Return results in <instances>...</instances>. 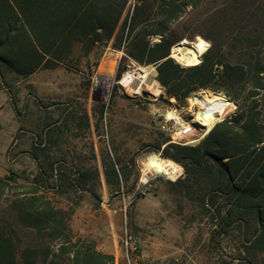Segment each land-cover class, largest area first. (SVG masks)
<instances>
[{"label": "trees", "instance_id": "obj_1", "mask_svg": "<svg viewBox=\"0 0 264 264\" xmlns=\"http://www.w3.org/2000/svg\"><path fill=\"white\" fill-rule=\"evenodd\" d=\"M204 2L0 0V82L9 89V81L30 78L41 70L69 68V64L90 69L91 57L111 45L123 53L119 76L131 62L155 66L156 80L164 91L161 99H174L179 107H185L201 90L224 93L238 104V111L216 124L198 145L174 144L164 132H158L147 147L161 151L164 158L184 169V179L174 185H181L211 218L215 233L227 235L229 229L243 232L246 252L256 256L264 253V127L258 98L264 91V64L260 60L225 62L220 58L223 50L217 53L214 46L197 66L184 67L171 58L180 42L189 40L174 36L175 25ZM239 88H245L250 104H241L236 94ZM13 108L17 112L16 104ZM106 112L103 105L94 114L96 129ZM72 119L75 130L91 131L92 121L86 112L79 120ZM48 151H54L55 159L45 154ZM112 151L116 154L113 146L101 158L106 184L115 193L142 194L125 190L136 160L124 161ZM26 153L38 165V173L19 185L23 192L11 206L20 226L43 243L19 250L18 232L0 220V264H116L115 257L98 251L93 240L74 234L70 223L79 202L67 200L68 206H64L56 201L59 196L95 186L101 178L99 169L77 164L50 132ZM20 177L14 172L0 177V196L13 189ZM137 179L138 174L134 185Z\"/></svg>", "mask_w": 264, "mask_h": 264}, {"label": "rangeland", "instance_id": "obj_2", "mask_svg": "<svg viewBox=\"0 0 264 264\" xmlns=\"http://www.w3.org/2000/svg\"><path fill=\"white\" fill-rule=\"evenodd\" d=\"M173 34L187 36L190 42L202 39L217 53L223 50L220 58L225 62L260 60L264 64V0H205L202 7L175 25ZM122 57V52L108 45L91 57L90 69L69 64V68L41 70L30 78L9 81V89L0 82V177L11 172L21 176L13 189L0 196V220L18 232L19 250L28 244L38 247L43 243L35 233L20 226L11 205L23 192L19 185L38 173V165L26 152L50 132L77 164L99 169L100 182L91 186L90 192L59 196L56 201L64 206H68L67 200L79 202L70 223L74 234L93 240L98 251L115 257L116 264H264V253L252 256L246 252L243 232L229 229L227 235L215 233L216 224L211 218L182 191L181 185H174L184 176L176 181L159 175L142 180L144 165L150 158L177 164L164 158L161 151L147 147L154 143L158 132L163 133L161 128L169 114H175L177 119L173 120L182 125L202 126L203 131L186 139L188 146H195L208 132L198 121L199 107L192 104L194 96L220 95L231 101L236 107L223 120L237 113L238 104L222 92L201 90L185 107H179L174 99H161L164 91L156 80L157 73L156 92L143 81L126 88L122 84L124 75L157 70L155 66L131 62L119 76ZM99 78L110 80L108 91L97 88ZM144 93L149 97H143ZM236 94L241 104L252 102L245 88H239ZM258 98L264 127V91ZM103 105L107 112L96 129L94 114ZM85 112L92 121L90 132L75 130L73 123V117L79 120ZM112 146L116 158L136 160V170L132 169L125 190H143V194L126 196L112 192L106 184L101 158ZM45 154L56 157L54 151Z\"/></svg>", "mask_w": 264, "mask_h": 264}, {"label": "bare ground", "instance_id": "obj_3", "mask_svg": "<svg viewBox=\"0 0 264 264\" xmlns=\"http://www.w3.org/2000/svg\"><path fill=\"white\" fill-rule=\"evenodd\" d=\"M209 50V44L199 39L196 42H190L183 40V42L174 49L171 54V58L175 59L179 64H183L186 67L197 66L202 62V55ZM157 72L152 70L145 74L132 73L130 75H124L122 84L124 87L134 86L138 82H144L148 88H152V92H156V82L154 76ZM108 78H99L97 88L99 90H109ZM106 93V92H105ZM194 106L199 107V113L197 114L198 121L206 128V132H210L213 126L221 122L223 118L234 108V104L220 95H196L192 98ZM169 120L177 119L175 114H169ZM181 170V167L168 161L159 158H150V161L144 165L142 180L146 181L147 178H151L154 175L162 177H168L174 179L175 175Z\"/></svg>", "mask_w": 264, "mask_h": 264}, {"label": "built area", "instance_id": "obj_4", "mask_svg": "<svg viewBox=\"0 0 264 264\" xmlns=\"http://www.w3.org/2000/svg\"><path fill=\"white\" fill-rule=\"evenodd\" d=\"M236 107V106H235ZM199 124V123H198ZM162 131L165 132L169 137H171V143L181 144V145H189V141L186 139L194 132L203 131L202 126L199 124L198 126L194 124H184L177 122L176 120L167 119L165 124L162 126ZM204 136V135H202ZM178 165V164H176ZM180 166V165H178ZM181 167V166H180ZM184 176V170L181 167V170L175 175L172 181H176ZM143 194L144 191L140 190ZM136 249V247H135Z\"/></svg>", "mask_w": 264, "mask_h": 264}, {"label": "water", "instance_id": "obj_5", "mask_svg": "<svg viewBox=\"0 0 264 264\" xmlns=\"http://www.w3.org/2000/svg\"><path fill=\"white\" fill-rule=\"evenodd\" d=\"M156 68V67H155ZM158 75V74H157ZM159 83V82H158ZM143 97H145V98H147V97H149V95L148 94H146V93H144L143 94Z\"/></svg>", "mask_w": 264, "mask_h": 264}]
</instances>
